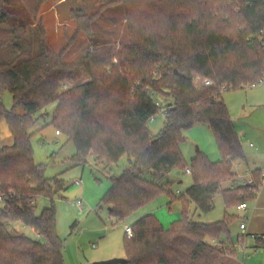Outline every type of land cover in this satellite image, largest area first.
<instances>
[{"label":"trees","instance_id":"obj_1","mask_svg":"<svg viewBox=\"0 0 264 264\" xmlns=\"http://www.w3.org/2000/svg\"><path fill=\"white\" fill-rule=\"evenodd\" d=\"M44 2L0 0V26L9 20L12 25L6 31L13 34L35 24ZM119 2L128 35L122 47L66 62L67 47L56 52L43 41L27 58L0 59V119L13 137L12 145L0 148V264H66L53 201L65 184L59 177L45 176L31 143L38 117L54 102L51 125L74 143L72 164L83 166L92 157L109 170L112 184L103 202L117 222L163 192L172 203V183L165 178L184 165V133L207 124L221 159L211 162L197 151L189 168L193 184L182 197L181 220L165 229L153 214L139 218L131 226L132 236L124 237L127 264L237 262L230 238L236 217L225 211L220 221L196 222L188 204L207 213L214 196L221 194L227 205L237 207L257 199L263 186L261 170H256L253 185L223 187L234 180V164L245 156L222 93L264 80V0ZM80 18L86 21L83 29L89 30L91 20ZM1 35L0 52L7 44ZM16 50L19 57L26 51L22 43ZM78 77L83 78L73 82ZM66 83L72 85L62 89ZM5 90L13 98L11 110L1 102ZM153 93L166 102L164 125L156 135L149 128L160 110ZM123 156L128 166L119 176L111 175L109 167ZM39 197L51 203L38 214ZM10 222L31 227L44 241L13 234L7 228Z\"/></svg>","mask_w":264,"mask_h":264},{"label":"rangeland","instance_id":"obj_2","mask_svg":"<svg viewBox=\"0 0 264 264\" xmlns=\"http://www.w3.org/2000/svg\"><path fill=\"white\" fill-rule=\"evenodd\" d=\"M79 17L91 20L89 30L83 29L86 21L83 18L78 19ZM11 25L8 20L0 26L2 39L7 42L1 48L2 61L27 58L40 50L43 41L56 52L67 47L64 58L66 62H72L94 51L103 54L110 48L117 49L128 43L125 11L119 0H45L35 24L18 29L17 34L6 31ZM20 43L26 50L21 57L16 52ZM82 78L78 77L73 82ZM70 85L72 84L66 83L62 89ZM153 98L160 110L150 120L149 128L156 135L164 125L166 102L158 93H153ZM222 98L235 123L245 156V160L234 165V172L237 174L235 173L233 182H225L223 187L244 186L253 178L254 171L261 170V175L264 173V80L251 88L226 90L222 93ZM1 102L5 110L13 108V98L8 90L3 91ZM56 105L57 102H54L41 112L42 116L38 117L33 128L35 133L31 143L34 159L44 167L45 176L59 177L65 184V189L53 201L57 232L64 242L66 264H95L113 258L127 259L124 249L125 227L132 226L140 217L151 213L165 229H169L181 220L185 210L182 197L186 196L187 189L193 184L192 174L187 173L186 169L191 168L197 151L203 153L211 162L221 159L209 126H194L184 133L186 139L180 145L184 158L183 167L173 169L165 178L172 183V203L170 204L171 197L163 192L124 221L117 222L110 215L109 206L103 202V197L112 184L109 170H105L104 165H96L92 157L83 166L72 164L71 157L76 151L74 143L68 141L63 134L57 135L56 129L51 125ZM12 144L13 137L2 118L0 148ZM128 164L127 156H123L117 164L109 167L111 175L119 176ZM78 201L81 206L76 205ZM50 203V199L39 197L37 213ZM212 203L213 209L202 213L190 202L188 211L191 218L196 222L214 223L224 218L225 211L233 214L236 221L231 226L230 238L236 249V264H264V247H256L254 236L249 232V224L247 230L240 229L245 218L249 222L253 210L264 208V186L261 187L257 199L247 202L246 211H238L236 205H227L221 194L215 195ZM7 228L13 234H23L31 239L44 241L34 229L19 222H10Z\"/></svg>","mask_w":264,"mask_h":264},{"label":"crops","instance_id":"obj_3","mask_svg":"<svg viewBox=\"0 0 264 264\" xmlns=\"http://www.w3.org/2000/svg\"><path fill=\"white\" fill-rule=\"evenodd\" d=\"M233 171H234V167H233ZM234 173H236V172H234ZM262 176L264 178V173L262 174ZM263 186H264V182H263ZM147 214H151V213H147ZM147 214H145V215H147ZM248 224L250 226L249 232H250V234H252V236H254V239L256 241V245H257V243L264 244V208L263 207H261V209L256 208V210L252 211V214L249 218ZM236 258H237V255H236ZM236 261L238 262V259Z\"/></svg>","mask_w":264,"mask_h":264},{"label":"built area","instance_id":"obj_4","mask_svg":"<svg viewBox=\"0 0 264 264\" xmlns=\"http://www.w3.org/2000/svg\"><path fill=\"white\" fill-rule=\"evenodd\" d=\"M205 84L206 85H210L211 84V82L210 81H205ZM56 134L57 135H59V132H56ZM186 172L187 173H189V174H191V169H187L186 170ZM81 181H77V183H80ZM248 184L249 185H253L254 184V180H253V178H251L249 181H248ZM2 199V196H1V194H0V200ZM76 205L77 206H81V202L80 201H78L77 203H76ZM237 210L238 211H246L247 209H248V205H247V203H240L239 205H237ZM247 226H248V219L247 218H245V220L240 224V229L242 230V231H245V230H247ZM125 234H127L128 236H132V228H131V226H127V227H125Z\"/></svg>","mask_w":264,"mask_h":264},{"label":"water","instance_id":"obj_5","mask_svg":"<svg viewBox=\"0 0 264 264\" xmlns=\"http://www.w3.org/2000/svg\"><path fill=\"white\" fill-rule=\"evenodd\" d=\"M127 259L113 258L107 261L96 262L95 264H127Z\"/></svg>","mask_w":264,"mask_h":264}]
</instances>
